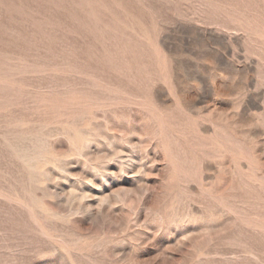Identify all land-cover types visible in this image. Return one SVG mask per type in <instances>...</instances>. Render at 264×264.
Returning a JSON list of instances; mask_svg holds the SVG:
<instances>
[{
    "label": "rangeland",
    "instance_id": "1",
    "mask_svg": "<svg viewBox=\"0 0 264 264\" xmlns=\"http://www.w3.org/2000/svg\"><path fill=\"white\" fill-rule=\"evenodd\" d=\"M0 264H264V0H0Z\"/></svg>",
    "mask_w": 264,
    "mask_h": 264
}]
</instances>
